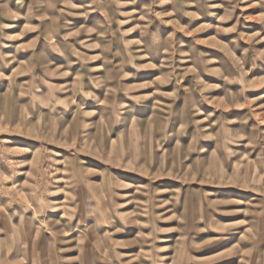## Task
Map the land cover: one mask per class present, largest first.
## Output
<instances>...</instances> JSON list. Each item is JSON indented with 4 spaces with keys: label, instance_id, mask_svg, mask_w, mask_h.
Returning <instances> with one entry per match:
<instances>
[{
    "label": "rangeland",
    "instance_id": "374dc122",
    "mask_svg": "<svg viewBox=\"0 0 264 264\" xmlns=\"http://www.w3.org/2000/svg\"><path fill=\"white\" fill-rule=\"evenodd\" d=\"M0 264H264V0H0Z\"/></svg>",
    "mask_w": 264,
    "mask_h": 264
}]
</instances>
